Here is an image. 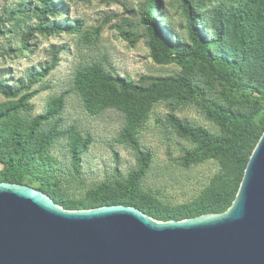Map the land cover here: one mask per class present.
I'll return each instance as SVG.
<instances>
[{
  "label": "rangeland",
  "instance_id": "1",
  "mask_svg": "<svg viewBox=\"0 0 264 264\" xmlns=\"http://www.w3.org/2000/svg\"><path fill=\"white\" fill-rule=\"evenodd\" d=\"M159 2L160 9L154 15L156 23L169 32L174 45L184 44L188 37L180 1ZM232 2L194 0L193 8L201 28L211 36L224 31L220 51L240 61L232 33L227 32L226 18ZM54 4L55 14L49 16V22L70 25L81 20L79 33L64 31L51 36L31 33L30 29L42 19L41 0H0V106L35 93L28 109L12 119L28 127L36 117L48 112L52 98L62 97V130H58L54 119L41 126V131L65 134L75 127L85 139L90 136L91 142L80 150L78 164L73 160L68 136L56 138L53 146L42 154H33L36 147L29 144L23 161L27 167L24 185L39 191L41 186L48 188L57 204L64 202L61 206L72 210L77 203L93 202L94 192L103 184L109 185V194H122L116 189L118 182H126L139 172L137 149L119 139L126 127L125 114L109 107L91 115L74 89L77 71L95 63L129 81L182 78L198 91L195 97L177 91L186 100L168 93L146 99L150 111L135 133L138 149L147 156V165L139 178L142 194L155 203L183 210L213 182L231 184L235 172L221 159L205 157L190 164L183 161L199 145L178 132L171 117L223 138L225 130L214 109L244 114L254 122L250 136L255 138L262 130L264 102L256 103L240 92H232L200 64L185 68L173 60L154 57L150 49L152 38L142 22L149 8L146 1L54 0ZM241 66L245 84L264 87L263 65L245 60ZM4 92H12L14 96L8 97ZM11 127L10 120L0 121V174L8 170L6 162L18 149L8 134Z\"/></svg>",
  "mask_w": 264,
  "mask_h": 264
},
{
  "label": "trees",
  "instance_id": "2",
  "mask_svg": "<svg viewBox=\"0 0 264 264\" xmlns=\"http://www.w3.org/2000/svg\"><path fill=\"white\" fill-rule=\"evenodd\" d=\"M149 3L142 22L151 36L150 49L156 58L173 60L179 65L191 68L200 64L206 68L220 84L229 88L232 92H240L250 97L256 103L264 102V87L257 88L247 85L242 80V66L245 60L255 61L264 66V0H234L226 18L228 31L232 33L236 43L235 52L239 53L240 61L231 59L220 51V44L224 40V31L211 36L201 28L202 23L193 8L194 0H179L182 6V14L186 19L187 42L182 45H174L169 32L164 31L155 20V13L160 9L159 0H143ZM42 19L40 23L30 29L31 33L39 35H55L64 31H77L79 33L83 23L81 20L73 24H53L49 22V16L55 14L54 0H41ZM87 36L86 33L83 34ZM219 48L218 51H214ZM74 89L83 101L87 112L97 115L106 108L114 107L122 111L126 116V127L121 132L119 139L130 143L137 149L139 155V172L126 182H118L116 189L122 194H109V185L103 184L94 192L95 199L89 204L77 203L72 210H87L90 208L110 205H125L141 210L146 215L159 220H186L206 214H220L226 212L233 204L250 157L264 133V119L262 130L255 137L250 136L253 129V120L244 114L214 109L221 120L226 136L215 137L212 134L191 126L189 123L171 117V121L182 135L191 137L198 143V148L191 154H187L183 161L190 164L205 157H214L230 164L235 172L231 184L213 182L212 185L194 203L187 205L183 210L171 209L161 203H155L150 196L142 194L139 190V178L144 173L147 165V156L138 149L135 133L139 125L148 117L150 106L146 99L165 93L175 98L186 100L177 91L184 92L188 96L195 97L198 91L191 83L182 78H142L139 82L129 81L115 76L104 70L100 64H93L80 69L76 73ZM6 96L13 97L12 92ZM35 93L26 94L20 101H11L0 106V121L10 120L12 127L8 130L10 138L17 144L18 149L13 158H9V168L0 174V182L24 185L27 180L26 165L23 161L26 157L25 148L29 144L35 145L33 154H42L53 146L56 138L62 134L68 136L73 160L79 162L80 150L85 149L91 142L90 136L86 139L81 136L75 127H71L64 133L55 131L46 134L41 131V126L57 119L59 131L63 98H52L49 102V110L45 115L36 117L28 127L13 122V118L21 111L29 107L30 100ZM52 198L51 191L41 186L39 188ZM144 199L141 200L140 197ZM55 200V198H54ZM57 202V201H56ZM65 205L64 202H58Z\"/></svg>",
  "mask_w": 264,
  "mask_h": 264
},
{
  "label": "water",
  "instance_id": "3",
  "mask_svg": "<svg viewBox=\"0 0 264 264\" xmlns=\"http://www.w3.org/2000/svg\"><path fill=\"white\" fill-rule=\"evenodd\" d=\"M0 264H264V133L220 214L164 222L125 205L67 210L0 182Z\"/></svg>",
  "mask_w": 264,
  "mask_h": 264
}]
</instances>
